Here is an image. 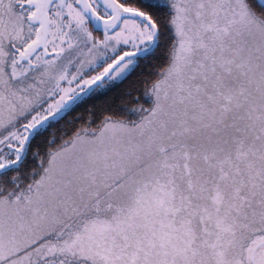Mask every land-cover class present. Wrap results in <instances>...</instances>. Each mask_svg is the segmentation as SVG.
<instances>
[{"label": "snow or ice", "instance_id": "obj_1", "mask_svg": "<svg viewBox=\"0 0 264 264\" xmlns=\"http://www.w3.org/2000/svg\"><path fill=\"white\" fill-rule=\"evenodd\" d=\"M0 264H264V0H0Z\"/></svg>", "mask_w": 264, "mask_h": 264}]
</instances>
